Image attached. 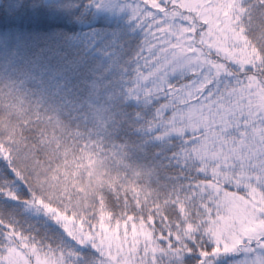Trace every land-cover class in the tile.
I'll use <instances>...</instances> for the list:
<instances>
[{"label":"snow or ice","instance_id":"6c2138e0","mask_svg":"<svg viewBox=\"0 0 264 264\" xmlns=\"http://www.w3.org/2000/svg\"><path fill=\"white\" fill-rule=\"evenodd\" d=\"M0 264H264V0H0Z\"/></svg>","mask_w":264,"mask_h":264},{"label":"trees","instance_id":"16d2710c","mask_svg":"<svg viewBox=\"0 0 264 264\" xmlns=\"http://www.w3.org/2000/svg\"><path fill=\"white\" fill-rule=\"evenodd\" d=\"M233 255H236V256H238L241 260L242 259H244V257L243 256H240V254H238V253H236V254H233Z\"/></svg>","mask_w":264,"mask_h":264}]
</instances>
